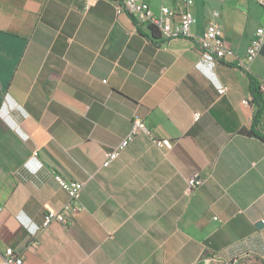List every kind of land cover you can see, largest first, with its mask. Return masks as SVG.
Wrapping results in <instances>:
<instances>
[{
    "label": "crops",
    "instance_id": "1",
    "mask_svg": "<svg viewBox=\"0 0 264 264\" xmlns=\"http://www.w3.org/2000/svg\"><path fill=\"white\" fill-rule=\"evenodd\" d=\"M262 6L195 0L192 36L166 39L111 0H0V264L6 247L23 264L264 260V45L244 63ZM214 11L225 60L196 40ZM134 116L149 133L104 166ZM56 173L82 182L81 209L43 228L68 200Z\"/></svg>",
    "mask_w": 264,
    "mask_h": 264
},
{
    "label": "built area",
    "instance_id": "2",
    "mask_svg": "<svg viewBox=\"0 0 264 264\" xmlns=\"http://www.w3.org/2000/svg\"><path fill=\"white\" fill-rule=\"evenodd\" d=\"M98 0H84L87 6L92 5ZM115 4L117 13H125L131 16H135L139 20L153 25L157 28L158 33L163 38H175V37H191L190 28L194 22V18L191 13V7L194 5L195 0H173L172 6L162 5L159 8L158 13H155L150 5L149 0H111ZM257 4L262 6V0H255ZM263 7V6H262ZM264 8V7H263ZM219 13L214 11L212 17L207 22L205 30L200 36L196 37L200 47L206 52L212 54L216 59L225 60L233 55L232 49L225 42L222 34V27L216 21ZM264 45V25H260L256 28L250 44L246 50L244 63H249L254 60L262 46ZM225 87L218 89L219 94L225 92ZM260 90L264 92V83L260 84ZM199 116L198 112L194 113V118ZM139 132L149 133L144 122L138 117L134 116L132 119V130L129 135L124 138L120 144L113 149L105 152L104 166H108L119 155V151L123 149L133 138V136ZM159 146H170L171 144L165 140H154ZM55 181L59 186L64 189L68 195V200L60 210H48L43 215L42 226L47 228L53 221L60 222L61 224H69L72 221L74 215L80 211L78 201L81 195L82 182L75 180H67L60 174L54 175ZM188 189L200 183L199 177L191 176L187 180ZM34 245V243L32 244ZM24 255L14 251L12 247H6L4 255L2 257L1 264H23Z\"/></svg>",
    "mask_w": 264,
    "mask_h": 264
},
{
    "label": "trees",
    "instance_id": "3",
    "mask_svg": "<svg viewBox=\"0 0 264 264\" xmlns=\"http://www.w3.org/2000/svg\"><path fill=\"white\" fill-rule=\"evenodd\" d=\"M149 30L151 31L152 36L158 33V30L155 26L150 25ZM249 93L252 100L260 105L262 102V91L260 90V84L254 78L250 77L249 79Z\"/></svg>",
    "mask_w": 264,
    "mask_h": 264
},
{
    "label": "rangeland",
    "instance_id": "4",
    "mask_svg": "<svg viewBox=\"0 0 264 264\" xmlns=\"http://www.w3.org/2000/svg\"><path fill=\"white\" fill-rule=\"evenodd\" d=\"M156 1L157 0H153V3ZM211 1L213 3V0H211ZM214 4H215V2H214ZM207 264H264V260L260 257L251 255V256H243V257L237 258L235 260H232L230 262L211 261V262H208Z\"/></svg>",
    "mask_w": 264,
    "mask_h": 264
},
{
    "label": "water",
    "instance_id": "5",
    "mask_svg": "<svg viewBox=\"0 0 264 264\" xmlns=\"http://www.w3.org/2000/svg\"><path fill=\"white\" fill-rule=\"evenodd\" d=\"M262 224L261 221L257 222L256 226H260Z\"/></svg>",
    "mask_w": 264,
    "mask_h": 264
},
{
    "label": "bare ground",
    "instance_id": "6",
    "mask_svg": "<svg viewBox=\"0 0 264 264\" xmlns=\"http://www.w3.org/2000/svg\"><path fill=\"white\" fill-rule=\"evenodd\" d=\"M262 5L264 6V0H262Z\"/></svg>",
    "mask_w": 264,
    "mask_h": 264
}]
</instances>
